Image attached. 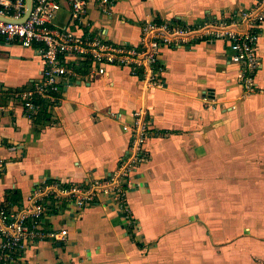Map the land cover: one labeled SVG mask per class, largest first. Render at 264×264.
Returning a JSON list of instances; mask_svg holds the SVG:
<instances>
[{
  "label": "crops",
  "instance_id": "obj_1",
  "mask_svg": "<svg viewBox=\"0 0 264 264\" xmlns=\"http://www.w3.org/2000/svg\"><path fill=\"white\" fill-rule=\"evenodd\" d=\"M255 1L115 0L105 14L91 0L85 16L104 40L137 45L145 22L194 25ZM62 6L54 26L87 33ZM258 57L254 93L241 87L226 41L163 48V87L113 66L92 73L74 58L52 121L35 124L8 90L37 83L42 59L35 48L0 42V206L23 207L45 181L109 177L141 108L156 133L128 193L135 233L104 199L82 210L52 202L43 226L68 234L30 244L21 264H264V30Z\"/></svg>",
  "mask_w": 264,
  "mask_h": 264
},
{
  "label": "built area",
  "instance_id": "obj_2",
  "mask_svg": "<svg viewBox=\"0 0 264 264\" xmlns=\"http://www.w3.org/2000/svg\"><path fill=\"white\" fill-rule=\"evenodd\" d=\"M63 1L71 5L73 14L88 29L87 33L54 26ZM90 1L32 0L31 11L25 18L27 0H0V42L35 48L44 64L42 77L33 89L12 94L13 99L21 102L29 118L39 110L33 100L35 95L59 101L57 95L74 58L84 60L86 69L92 73L103 75L107 67L113 66L128 70L147 86L163 87V48L174 50L226 41L232 61L240 66L239 80L243 90L254 93L259 89L256 75L260 67L258 44L264 30V0H256L251 6L224 18L206 19L194 25L173 21L145 22L137 45L116 44L94 34L85 16ZM93 1L103 13L110 14L115 0ZM3 109L4 106H0V110ZM134 117L133 124L124 127L131 133L130 146L109 177L84 184L45 181L33 189L23 207L17 210L0 207V264H21L30 244L66 238V229L43 226V217L52 202H65L82 210L104 199L122 215L129 231L136 232L137 221L128 193L135 185L136 169L148 159L145 144L156 133L151 129L145 108L137 110ZM4 167L5 162L0 157V174Z\"/></svg>",
  "mask_w": 264,
  "mask_h": 264
},
{
  "label": "trees",
  "instance_id": "obj_3",
  "mask_svg": "<svg viewBox=\"0 0 264 264\" xmlns=\"http://www.w3.org/2000/svg\"><path fill=\"white\" fill-rule=\"evenodd\" d=\"M36 83L32 87H23V88H17L16 90L10 89L8 91H11L12 94L15 92H20L24 90L33 89L35 87ZM7 91H5L6 93ZM59 95H57L58 97ZM59 98V97H58ZM34 102L39 105L38 112L32 116V120L35 124H41L43 122H49L52 121V109L53 107L58 103L52 102L50 100H47L46 98H43L41 96L35 95ZM2 207V206H0Z\"/></svg>",
  "mask_w": 264,
  "mask_h": 264
},
{
  "label": "water",
  "instance_id": "obj_4",
  "mask_svg": "<svg viewBox=\"0 0 264 264\" xmlns=\"http://www.w3.org/2000/svg\"><path fill=\"white\" fill-rule=\"evenodd\" d=\"M32 8V0H27V14L25 15V18L29 15Z\"/></svg>",
  "mask_w": 264,
  "mask_h": 264
}]
</instances>
